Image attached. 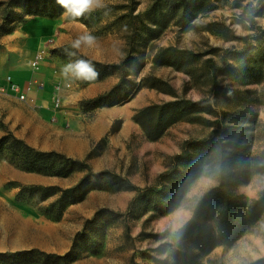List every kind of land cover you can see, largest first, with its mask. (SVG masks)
Returning <instances> with one entry per match:
<instances>
[{"label":"rangeland","instance_id":"1","mask_svg":"<svg viewBox=\"0 0 264 264\" xmlns=\"http://www.w3.org/2000/svg\"><path fill=\"white\" fill-rule=\"evenodd\" d=\"M155 1L104 0L105 8L82 18L64 16V10L55 16L26 14L10 25L12 29L9 25L0 28V35L9 34L10 41L19 38L28 46L36 45L34 54L43 52L41 66L46 67L45 72L51 69L57 78H53V85L65 80L61 69L73 61L53 54L51 49L55 47L76 51L72 57L84 54L123 65L121 71L104 77L109 85L101 92L79 93L97 80H65L70 84L66 87L68 102L59 108L52 104L49 86L41 88L42 96L39 94L37 100H16L22 107L14 106L7 117H0V129L4 133L13 131L36 148L85 158L95 170L111 169L128 176L138 186L156 185V177L166 168L168 156L178 153L184 140L208 136L215 128L213 120L217 116L196 112L194 117L176 121L159 138L150 140L133 114L145 105L175 99L170 91L162 89L159 80H163L180 97L208 98L217 110H227L226 122L234 132L230 139L241 143L247 157L260 155L264 151V13L256 17L262 26V30H257L241 15L243 1L222 0L214 2L212 9L200 11L188 26L172 20L153 37L145 32L143 21L149 22L146 12ZM15 9L23 12L21 7ZM0 17L3 23L1 9ZM237 24L242 28L240 34ZM84 33L97 37V44L78 51L72 49V42ZM188 33L192 34L190 40ZM244 35L250 36L248 41L238 38ZM175 49L194 52L196 56L177 54ZM225 50L230 51L227 55L232 67L226 73H218L219 86L214 88L204 60L213 57L220 61ZM33 55L27 59L30 70ZM169 55L174 63L156 61ZM122 74L140 84V88L134 92L135 87L127 83L121 93L105 101L129 94L127 101L119 103L121 107H80L82 100L111 89ZM152 82L159 85L152 86ZM247 157L240 160L248 161ZM81 175L82 172H75L63 177L30 171L15 162L10 151L0 152V264H130L133 255L140 264H161L150 256H169V250L164 251L161 243L178 240L179 229L190 219L199 196L216 184V179L206 171L190 180L178 171L164 182V189L166 193L181 189V197L174 209L165 214L151 207L156 196L136 200L128 210L130 201L136 198L134 190L93 189L81 201L69 204L58 217L44 211L55 196L41 200L37 192L19 194L23 186L29 185L69 186ZM236 190L244 193L250 204L264 191V166L260 171L243 173ZM101 208L123 215L98 213ZM125 221L130 225L134 243L124 237ZM165 230L161 238L142 235ZM17 251L28 253L12 254ZM39 251L69 253V257L46 259ZM4 253L10 255H1ZM262 256L264 211L258 220L247 225L235 243L218 245L209 255L225 264H247Z\"/></svg>","mask_w":264,"mask_h":264},{"label":"trees","instance_id":"2","mask_svg":"<svg viewBox=\"0 0 264 264\" xmlns=\"http://www.w3.org/2000/svg\"><path fill=\"white\" fill-rule=\"evenodd\" d=\"M218 1L222 0H156L146 12L149 22L143 21L145 32L155 37L159 34L160 29L167 26L172 20L180 26H188L200 11L212 9L215 6L214 2ZM240 1H243L241 15L245 21L252 28L262 30L256 17L264 13V0H256L255 7H253L252 0ZM16 7H21L23 12H17ZM0 9L3 16L2 28L9 25L10 29H12L10 25L13 22L20 21L26 14L55 16L63 11L57 0H0ZM131 12L132 7L130 6V15H132ZM238 38L248 41L250 36L244 35L238 36ZM175 51L177 54L186 53L196 56V53L186 50L175 49ZM51 52L73 61L75 59L90 60L99 72V77L96 80L121 71L123 66L122 62H102L84 54H78L76 57L69 56L67 53L70 51L65 46L52 48ZM228 52L230 51L225 50L221 54L220 61L213 57H207L204 60L211 85L214 88L219 86L218 73H226L231 70L232 64L228 60ZM197 56L199 55L197 54ZM156 61L174 63L170 55L163 59L158 57ZM153 81L157 80L153 78ZM159 82L157 83L164 87L162 89L170 91L176 96L175 99L145 105L133 114V119L142 127L150 140L159 138L176 121L190 116L194 117L196 112L204 111L217 116L213 120L215 128L210 131L208 136L195 140L186 139L182 142L178 153L168 156L166 168L156 177V185L141 187L128 176L111 169L95 170L85 158L72 157L57 150L36 148L25 139L18 137L13 131H7L0 136V152L2 150L10 151L12 159L19 165L27 170L45 175L66 177L75 172H82L77 182L69 186L52 184L29 185L21 188L19 194L37 192L41 200L55 196L44 208L46 213L54 217L60 216L69 204L81 201L89 191L100 188L115 191H136V198L130 201L128 210H131L136 200L156 196L157 199L152 202L151 207L160 214L169 213L178 204L181 189L166 193L164 182L172 179L178 171H181L184 177H188L187 180L206 171L216 179V184L199 196L190 219L179 229L178 240L175 243L168 240L161 243L164 251L169 250V256L163 259L155 256L150 257L161 264H225L222 259L210 258V253L218 245L229 246L235 243L246 230L247 225L258 220L264 211V191L260 192L258 197L249 204L245 194L236 190L237 182L243 173L248 175L260 171L264 166V151L260 155L247 157L248 153L241 143L233 138L230 139L234 132L231 131L232 126L226 122L227 110H217L208 98L192 100L180 97L168 82L163 80H159ZM127 83L135 87L134 92L140 88V84H136L134 80H130L126 78L125 74H122L111 89L94 98L82 100L80 107L83 110H89L102 104L113 106L127 101L130 98L129 94L105 102L111 95L121 93ZM159 84L152 82V86ZM244 157H247L248 161L240 160ZM164 196L166 197L164 198ZM102 212L123 215V212L107 208H101L98 211V213ZM165 233L166 230L161 233L144 232L142 235L161 238ZM124 237L127 241L134 243L127 221L124 222ZM27 253L26 251H17L12 254L20 256ZM39 253L46 259L66 260L69 257V253L64 255L44 251H39ZM1 255H10V253ZM130 264L140 263L133 255ZM247 264H264V256Z\"/></svg>","mask_w":264,"mask_h":264},{"label":"crops","instance_id":"3","mask_svg":"<svg viewBox=\"0 0 264 264\" xmlns=\"http://www.w3.org/2000/svg\"><path fill=\"white\" fill-rule=\"evenodd\" d=\"M0 28H2V18L0 17ZM14 35V34H13ZM10 35L6 34L0 35V117H7L10 110L15 108L22 107V104L17 103L20 99L18 98V94L10 89V82L8 81V76L11 77V81L20 85L23 91L26 89V85L34 79L38 81L44 82V87H48L51 91V101L53 97L54 85L53 78L55 76L52 75L51 69L49 72H45L46 67H42L37 70L28 68L27 59L34 54L36 50V45H27L26 41L14 38L13 41H10ZM15 37V36H14ZM35 55V54H34ZM33 55V57H34ZM32 57V59H33ZM31 63V62H30ZM30 66V65H29ZM40 70L39 72H36ZM35 71V72H34ZM51 71V72H50ZM100 79L93 83V86H86L82 90H79V93L82 92V95H87L93 91L101 92L108 85V79ZM65 82V80H63ZM41 88L37 84L32 85L31 90L28 92V100H37L38 95L41 94ZM67 89H63L64 95V104L68 99L66 98ZM84 93V94H83ZM17 100V101H16ZM38 103V102H37ZM53 104V101H52ZM121 104H115L113 107H121ZM4 132L0 129V136Z\"/></svg>","mask_w":264,"mask_h":264},{"label":"clouds","instance_id":"4","mask_svg":"<svg viewBox=\"0 0 264 264\" xmlns=\"http://www.w3.org/2000/svg\"><path fill=\"white\" fill-rule=\"evenodd\" d=\"M57 3L64 10L62 15L72 19L82 18L90 15L99 9L106 7L104 0H57ZM253 7H255L256 0H252ZM237 33L242 32L239 24L236 25ZM192 34L188 33L187 39H191ZM97 44V37L91 33H84L79 35L71 44L72 49L80 50L84 48H92ZM69 56H75L76 51L68 52ZM62 77L68 81L71 79L80 81H95L99 77V72L96 70L94 64L87 59H75L65 64L61 69Z\"/></svg>","mask_w":264,"mask_h":264},{"label":"built area","instance_id":"5","mask_svg":"<svg viewBox=\"0 0 264 264\" xmlns=\"http://www.w3.org/2000/svg\"><path fill=\"white\" fill-rule=\"evenodd\" d=\"M44 59L43 52H37L33 59L31 60V66L32 69L37 70L41 66V62ZM8 81L10 82V89L14 91L15 93L18 94V98L20 100H28V92L31 90L32 85L37 84L40 87L44 86L43 81H38L37 79L31 80L27 85L25 91L22 90L19 84L14 83L11 81V77L8 76ZM70 85L69 83L63 82V81H58L54 85V91H53V105L55 108H59L63 105L64 103V95H63V89L68 87Z\"/></svg>","mask_w":264,"mask_h":264}]
</instances>
